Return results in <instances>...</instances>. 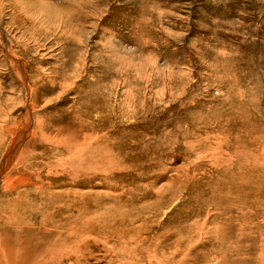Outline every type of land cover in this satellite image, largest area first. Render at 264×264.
Returning a JSON list of instances; mask_svg holds the SVG:
<instances>
[{
  "label": "rangeland",
  "instance_id": "1",
  "mask_svg": "<svg viewBox=\"0 0 264 264\" xmlns=\"http://www.w3.org/2000/svg\"><path fill=\"white\" fill-rule=\"evenodd\" d=\"M262 240L264 0H0L1 264H263Z\"/></svg>",
  "mask_w": 264,
  "mask_h": 264
},
{
  "label": "bare ground",
  "instance_id": "2",
  "mask_svg": "<svg viewBox=\"0 0 264 264\" xmlns=\"http://www.w3.org/2000/svg\"><path fill=\"white\" fill-rule=\"evenodd\" d=\"M78 13H79V12H78ZM187 120H188V119H187ZM214 124H215V123H214ZM99 127H100V126H99ZM81 129H82V128H81ZM97 129H98V127H97ZM84 130H85V129H84ZM88 131H89V130H88ZM81 132H82V131H81ZM83 132H84V131H83ZM91 132H92V131H91ZM84 133H85V132H84ZM94 133H95V131H94ZM85 134H86V133H85ZM87 134H88V133H87ZM89 134H90V133H89ZM90 135H91V134H90ZM100 135H101V134H100ZM79 136H80V134H79ZM83 136H84V135H83ZM93 136H94V135H93ZM96 136H97V135H96ZM91 137H92V136H91ZM93 139H94V138H93ZM102 139H103V138H102ZM53 140H54V139H53ZM60 140H61V139H60ZM76 140H77V138H76ZM84 140H85V139H84ZM65 141H67V140H65ZM89 141H90V139H89ZM91 141H92V140H91ZM125 141H126V140H125ZM136 141H137V140H136ZM60 142H61V141H60ZM76 142H77V141H76ZM78 142H81V141L78 140ZM84 142H86V141H84ZM142 142H143V141H142ZM228 142H229V141H228ZM70 143H71V142H70ZM94 143L96 144V142H94ZM101 143H102V142H101ZM137 143H138V142H137ZM214 143H216V142H214ZM59 144H60V143H59ZM64 144H65V143H64ZM84 144L86 145L87 143H84ZM127 144H128V143H127ZM131 144H132V143H131ZM14 145H15V144H14ZM65 145H68V143L65 144ZM74 145H75V144H74ZM80 145H81V143H80ZM82 145H83V144H82ZM72 146H73V145H72ZM76 146H77V145H76ZM76 146H75V147H76ZM88 146H89V145H88ZM103 146H104V145H103ZM49 147H50V146H49ZM63 147H65V146H63ZM68 147H69V146H68ZM68 147H66V148H68ZM73 147H74V146H73ZM77 147H78V146H77ZM90 147H91V146H89L88 148L86 147V148H87V151L83 149V150H81V152H79V156H80V158H81L82 161H86L87 156L91 154V153H89V152H92V151H89V148H90ZM96 147H97V146H96ZM98 147H99V146H98ZM107 147H108V146H107ZM92 148H93V147H92ZM188 148H189V147H188ZM14 149H15V148H14ZM70 149H71V148H70ZM73 149H76V148H73ZM73 149H71V150H73ZM103 149H104V147H103ZM108 149H109V148H108ZM108 149H107V150H108ZM114 149H115V148H114ZM12 150H13V149H12ZM54 150H55V149H54ZM61 150H63V149H61ZM61 150H59V151H61ZM66 150H67V149H66ZM78 150H80V149H78ZM78 150H77V151H78ZM101 150H102V149H101ZM115 150H116V149H115ZM94 151H95V150H94ZM99 151H100V150H99ZM99 151H98V152H99ZM140 151H141V150H140ZM95 152H96V151H95ZM98 152H97V153H98ZM100 152H101V151H100ZM109 152H110V151H108L107 154H110ZM144 152H145V151H144ZM53 153H54V152H53ZM73 153H74V151H73ZM76 153H77V152H76ZM88 153H89V154H88ZM101 153H102V152H101ZM117 153H118V152H117ZM117 153H116V154H117ZM141 153H142V152H141ZM145 153H146V152H145ZM68 154H69V153H68ZM71 154H72V153H70V155H71ZM87 154H88V155H87ZM118 154H119V153H118ZM54 155H55V154H54ZM62 155H63V153H62ZM64 155H65V153H64ZM73 155H74V154H73ZM75 155H76V154H75ZM99 155H100V154H99ZM103 155H106V154H103ZM114 155H115V153H114ZM141 155H142V154H141ZM144 155H145V154H144ZM67 156H68V155H67ZM77 156H78V153H77ZM77 156H75V159L78 158ZM101 156H102V154H101ZM110 156H111V154H110ZM116 156H118V155H116ZM198 156H199V155H198ZM76 157H77V158H76ZM90 157L92 158L93 156L91 155ZM219 157H220V156H218V158H219ZM61 158H62V157H61ZM72 158H73V157H72ZM91 158H90V159H91ZM95 158H96V156H95ZM97 158H98V157H97ZM97 158H96V159H97ZM104 158H105V157H104ZM110 158H111V157H110ZM130 158H131V157H130ZM141 158H142V157H141ZM92 159H93V158H92ZM99 159H100V158H98V160H99ZM101 159H102V158H101ZM108 159H109V158H108ZM225 159H226V158H225ZM62 160H63V159H62ZM62 160H60V161L62 162ZM64 160H65V159H64ZM66 160H67V159H66ZM102 160H103V159H102ZM106 160H107V159H105V161H106ZM126 160H127V159H126ZM141 160H142V159H141ZM60 161H57V162H60ZM67 161H68V160H67ZM82 161H81V162H82ZM90 161H91V160H88L87 162H89V163L86 162V164H87V166H88L87 168H88V170H89V174L92 175L93 177H94L96 174H98V172H101V171L109 172V171L111 170V168H109V169H110V170H109L107 167H105L106 165H105V166H103V165H98V166L96 167V166L94 165L95 163H91ZM94 161H95V160H94ZM137 161H140V160L137 159ZM70 162H71V161H70ZM106 162H107V161H106ZM119 162H121V161L119 160ZM135 162H136V161H135ZM216 162H217V161H216ZM74 163H75V162H74ZM82 163H83V162H82ZM82 163H81V164H82ZM84 163H85V162H84ZM107 163H108V162H107ZM122 163H123V162H122ZM128 163H129V162H128ZM139 163H140V162H139ZM102 164H103V163H102ZM111 164H112V163H111ZM111 164H108V166H110ZM215 164H216V163H215ZM218 164H220V163H218ZM61 165H62V164H61ZM73 165H74V164H73ZM79 165H80V164H79ZM115 165H116V164H115ZM117 165H118V164H117ZM126 165H127V164H126ZM101 166H102V168H101ZM112 166H114V165H112ZM112 166H110V167H112ZM121 166H123V165H121ZM127 166H130V165L128 164ZM58 167H59V165H58ZM65 167H66V166H65ZM69 167H70V169H71V166H69ZM114 168H115V167H114ZM121 168H122V167H121ZM128 168H129V167H127V169H128ZM131 168H132V167H131ZM68 169H69V168H68ZM70 169H69V170H70ZM115 169H116V168H115ZM115 169H114V170H115ZM122 169H123V168H122ZM134 169H135V168H134ZM66 170H67V169H66ZM88 170H87V171H88ZM117 170H118V169H117ZM117 170H116V171H117ZM120 170H121V169H120ZM120 170H119V171H120ZM32 171H33V170H32ZM50 171H51V170H50ZM70 171H71V170H70ZM74 171H75V170H74ZM77 171H78L79 173H81V172L83 171V169H82V168H78ZM77 171H76V172H77ZM84 171H85V170H84ZM84 171H83V172H84ZM51 172H52V171H51ZM56 172H57V171H56ZM56 172H55V173H56ZM60 172H62V169H61ZM71 172H72V176H73V175H74V174H73L74 172H73V171H71ZM114 172H115V171H114ZM128 172H129V171H128ZM33 173H34V172H33ZM35 173H36V171H35ZM41 173H42V172H41ZM43 173H44V172H43ZM65 173H66V172H65ZM102 173H103V172H102ZM120 173H121V172H120ZM46 174H47V172H46ZM59 174H60V173H59ZM61 175H62V173H61ZM68 175H69V174H68ZM81 175H82V174H81ZM62 176H64V175H62ZM62 176H61V177H62ZM66 176H67V175H66ZM70 176H71V175H70ZM109 176H110V175H109ZM122 176H124V175H122ZM58 177H59V176H58ZM61 177H60V178H61ZM75 177H76V176H75ZM199 177H200V176H199ZM51 178H52V177H51ZM70 178H71V177H70ZM88 178H89V177H88ZM97 178H98V177H97ZM100 178H101V177H100ZM105 178H106V177H105ZM54 179H55V178H54ZM71 179H73V178H71ZM71 179H70V180H71ZM85 179H86V177H85ZM92 179H93V178H92ZM115 179H116V178H115ZM75 180H76V179H75ZM90 180H91V178H90ZM126 180H127V179H126ZM180 180H181V179H180ZM31 181H32V180H31ZM63 181H64V180H63ZM88 182H89V181H88ZM95 182H96V181H95ZM101 182H102V181H101ZM105 182H106V181H105ZM122 182H123V181H122ZM26 183H27V182H26ZM39 183H40V182H39ZM78 183H79V181H78ZM110 183H111V182H110ZM27 184H28V183H27ZM70 184H71V183H70ZM104 184H106V183H104ZM82 185H83V184H82ZM80 186H81V185H80ZM101 186H102V185H101ZM104 186H105V185H104ZM58 187H59V186H58ZM62 187H63V186H62ZM102 187H103V186H102ZM89 188H90V186H89ZM73 189H74V188H73ZM76 189H77V188H76ZM79 189H80V187H79ZM92 189H93V188H92ZM88 190H89V189H88ZM90 190H91V189H90ZM72 191H73V190H72ZM72 191H71V192H72ZM77 191H78V190H77ZM79 191H80V190H79ZM107 191H108V190H107ZM43 192H44V190H43ZM66 192H67V191H66ZM75 192H76V191H75ZM44 193H45V192H44ZM44 193H43V195H44ZM61 193H62V192H61ZM95 193H96V191H95ZM97 193H98V192H97ZM62 194H63V193H62ZM73 194H74V193H73ZM80 194H81V193H80ZM83 194H84V193H83ZM105 194H106V191H105ZM46 195H47V193H46ZM51 195H52V194H51ZM53 195H54V194H53ZM108 195H109V194H108ZM44 196H45V195H44ZM149 196H150V195H149ZM71 197H73V196H71ZM41 198H42V197H41ZM65 198H66V197H65ZM65 198H64V199H65ZM87 198H88V197H87ZM195 198H196V197H195ZM74 199H75V197H74ZM74 199L72 198V200H74ZM130 199H131V198H130ZM46 200H47V199H46ZM62 200H63V199H62ZM69 200H71V199H69ZM72 200H71V201H72ZM50 201H51V200H50ZM65 202H66V201H65ZM95 202H96V201H95ZM58 203H60V202H58ZM78 203H79V202H78ZM97 203H98V202H97ZM102 203H103V202H102ZM107 203H108V202H107ZM69 204H70V203H69ZM69 204H68V205H69ZM82 204H83V203H82ZM88 204H89V203H88ZM88 204H87V205H88ZM92 204H94V203L92 202ZM98 204H99V203H98ZM59 205H60V204H59ZM59 205H58V206H59ZM61 205H62V204H61ZM94 205H95V204H94ZM100 205H101V204H100ZM109 205H110V204H109ZM82 206H83V205H82ZM85 206H86V205H85ZM102 206H103V205H102ZM56 207H57V206H56ZM60 207H61V206H60ZM66 207H67V205H65V208H66ZM90 207H91V206H90ZM109 207H110V206H109ZM74 208H75V207H74ZM82 208H83V207H82ZM91 208H92V207H91ZM94 208L96 209V205H95ZM116 208H117V207H115V209H116ZM233 208H234V207H233ZM56 209H57V208H56ZM67 209H68V208H67ZM86 209H87V208H86ZM88 209H89V208H88ZM58 210H59V209H58ZM58 210H57V211H58ZM69 210H70V209H69ZM77 210H78V209H77ZM90 210H92V209H90ZM117 210H118V209H117ZM55 211H56V210H55ZM60 211H61V210H60ZM82 211H83V210H82ZM93 211H95V210H93ZM96 211H97V210H96ZM119 211H120V210H119ZM61 212H62V211H61ZM61 212H59V213L61 214ZM66 212H67V211H66ZM78 212H79V211H78ZM87 212L89 213V211H87ZM241 212H242V211H241ZM241 212H240V213H241ZM81 213H82V212H81ZM64 214H65V213H64ZM69 214H70V213H69ZM84 214L87 215L86 213H84ZM89 214H90V213H89ZM66 215H67V213H66ZM97 215H98V214H97ZM97 215H96V216H97ZM74 216H75V215H74ZM79 216H80V215H79ZM83 216H84V215H83ZM93 216H95V214H94ZM84 217H85V216H84ZM86 218H88V217H86ZM90 218H91V217H90ZM94 218H95V217H94ZM72 219H73V218H72ZM82 220H83V219H82ZM139 221H140V220H139ZM143 221H145V220H143ZM55 222H56V221H55ZM61 222H62V221H61ZM80 222H81V221H80ZM141 222H142V221H141ZM71 223H72V222H71ZM93 223H94V222H93ZM97 223H98V222H97ZM135 223H136V222H135ZM60 224H61V223H60ZM60 224H59V225H60ZM77 224H79V223H77ZM84 224H85V223H84ZM126 224H127V223H126ZM72 225H73V224H72ZM57 226H58V225H57ZM60 226H61V225H60ZM87 226H88V224H87ZM87 226H86V227H87ZM61 227H62V226H61ZM82 227H83V226H82ZM31 228H32V227H31ZM83 228H84V227H83ZM88 228H89V227H88ZM93 228H94V226H93ZM244 228H245V227H244ZM85 229H86V228H85ZM142 229H143V228H142ZM41 230H42V229H41ZM64 230H65V229H64ZM244 230H245V229H244ZM50 231H51V230H50ZM57 231H60V230H57ZM93 231H95V230H93ZM241 231H242V230H241ZM41 232H43V231H41ZM83 232H84V230H83ZM31 233H32V232H31ZM50 233H52V232H50ZM54 233H55V232H54ZM54 233H52V237L54 236ZM70 234H71V237H73V238L81 236V233H79V232H77V231H71ZM259 234H260V233H259ZM259 234H258V235H259ZM2 235H3V234H2ZM2 235H1V236H2ZM245 235H246V233H245ZM47 236H48V235H47ZM7 237H8V236H7ZM27 237H28V236H27ZM254 237H255V236H254ZM258 237H259V236H258ZM242 238H243V237H242ZM247 238H248V236H247ZM256 238H257V237H256ZM260 238H261V237H260ZM1 239H2V241L4 240L3 238H1ZM49 239H50V237H49ZM80 239H81V237H80ZM231 239H232V238L230 237L229 240H231ZM243 239H246V238H243ZM261 239H262V238H261ZM52 240H53V239H52ZM250 240H251V238H250ZM253 240H254V239H253ZM5 241H6V240H4V242H5ZM30 241H31V240H30ZM33 241H34V240H33ZM49 241H50V240H49ZM49 241L47 242V243H48L47 246H49ZM233 241H235V240H233ZM262 241H264V240H262ZM77 242H78V239H77ZM229 242H231V241H229ZM236 242H237V241H236ZM236 242H235V243H236ZM250 242H251V241H250ZM24 243H25V242H24ZM32 243H33V242H32ZM45 243H46V242H45ZM45 243H44V244H45ZM50 243H51V242H50ZM78 243H79V242H78ZM232 243H233V242H232ZM248 243H249V242H248ZM252 243H253V241H252ZM26 244H27V243H26ZM253 244H254V243H253ZM0 245H1V244H0ZM7 245H8V244H7ZM20 245H21V244H20ZM236 245H237V244H236ZM4 246H5V245H4ZM4 246H3V247H4ZM28 246H29V245H28ZM71 246H72V245H71ZM168 246H169V244H168ZM173 246H174V245H173ZM231 246H232V245H231ZM244 246H245V245H243V247H244ZM252 246H253V245H252ZM262 246H263V245H262ZM3 247H2V249H3ZM53 247H54V246H53V243H52L51 246H50L48 249H49V250H53ZM232 247H233V246H232ZM237 247H238V245H237ZM239 247L242 248V246H239ZM246 247H247V246H246ZM36 248H37V247H36ZM54 248H55V247H54ZM73 248H74V247H73ZM78 248H79V247H78ZM173 248H175V247H173ZM173 248H170V249H173ZM222 248H223V247H222ZM230 248H231V247H230ZM244 248H245V247H244ZM249 248H250V247H249ZM5 249H6V248H5ZM23 249H24V248H23ZM66 249H67V244H66V243H64V242H60V244H58V250H59L60 252H65ZM71 249H72V248H71ZM226 249H228V248L226 247ZM235 249H236V248H235ZM238 249H239V248H238ZM6 250H7V249H6ZM46 250H47V249H46ZM222 250H224V249H222ZM231 250H232V249H231ZM242 250H243V249H242ZM244 250H245V249H244ZM160 251H161V250H160ZM177 251H178V250H177ZM225 251H226V250H225ZM235 251L237 252V250H234V252H235ZM252 251H253V253H254L255 250H252ZM252 251H251V252H252ZM256 251H258L257 248H256ZM262 251H263V250H262ZM5 252H9V251H5ZM50 252H51V251L48 252V250H47V252H46L47 260H46V261H43V260H42V262H40V263L52 264L51 262H53L54 260H53V258L50 256V254H51ZM77 252H78V250H77ZM174 252H175V251H174ZM222 252H224V251H221V253H222ZM243 252H244V251H243ZM247 252H248V251H247ZM9 253H10V252H9ZM9 253H8V255L5 254L6 256H4L5 264H11V260H10V258L7 257V256H9ZM44 253H45V251H44ZM49 253H50V254H49ZM67 253H68V252H67ZM71 253H72V252H71ZM255 253H256V252H255ZM260 253H261V252H260ZM3 254H4V251H3ZM54 254H55V252L53 253V255H54ZM58 254H59V253H58ZM72 254H73V253H72ZM222 254H223V253H222ZM234 254H235V253H234ZM243 254H244V253H243ZM248 254H250V253H248ZM256 254H257V253H256ZM55 255H56V254H55ZM64 255H65V253H63V254H59V258L56 259V261H55L56 264H60L62 258H64ZM66 255H67V254H66ZM171 255H172V254H171ZM171 255H169V256L171 257ZM244 255H245V254H244ZM246 255H247V254H246ZM251 255H252V254H251ZM251 255H249L250 258H251ZM174 256H175V255H173V257H174ZM232 256H235V255H232ZM240 256H241V254H240ZM253 256H254V254L252 255L251 261L253 260ZM255 256H256V255H255ZM260 256H261V255H260ZM263 256H264V255H263ZM56 257H57V256H56ZM56 257H55V258H56ZM66 257H67V256H66ZM68 257H69V256H68ZM210 257H211V256H210ZM212 257H213V256H212ZM215 257H216V256H215ZM236 257H237V256H236ZM236 257H233V258L235 259ZM242 257H243V255H242ZM69 258H70V257H69ZM154 258H155V257H154ZM204 258H205V257H204ZM208 258H209V257H208ZM217 258H218V257H217ZM220 258H221V257H220ZM262 258H264V257H262ZM262 258H261V259H262ZM66 259H68V258H66ZM155 259H156V258H155ZM158 259H159V258H158ZM172 259H174V258H172ZM172 259H171V260H172ZM210 259H211V258H210ZM210 259H209V261H210ZM214 259H215V258H214ZM214 259H213V261H215ZM230 259H231V257H230ZM238 259H239V258H238ZM240 259L242 260V258H240ZM240 259H239V260H240ZM246 259H247V258H246ZM246 259H245V260H246ZM2 260H3V257H2ZM151 260H152V259H151ZM217 260H218V259H217ZM223 260L225 261V259H223ZM223 260H222V262H223ZM231 260H232V259H231ZM239 260H238V261H239ZM241 260H240V261H241ZM247 260H249V258H248ZM247 260H246V261H247ZM4 261H3V262H4ZM164 261H165V260H164ZM166 261H167V260H166ZM232 261H233V260H232ZM234 261H235V260H234ZM243 261H244V260H243ZM249 261H250V260H249ZM249 261H248V262H249ZM255 261H257V259H254V263H255ZM1 262H2V261H1ZM55 262H54V263H55ZM70 262H71V261H70ZM159 262H160V261H158V263H159ZM206 262H207V261H206ZM206 262H204V263H206ZM218 262H219V260H218ZM230 262H231V261H230ZM235 262H236V261H235ZM241 262H242V261H241ZM241 262H240V263H241ZM248 262H244V263L247 264ZM252 262H253V261H252ZM260 262H261V261H260ZM54 263H53V264H54ZM166 263H168V261H167ZM175 263H176V261H175ZM223 263H224V262H223ZM228 263H229V262H228ZM237 263H239V262H237ZM242 263H243V262H242ZM242 263H241V264H242ZM256 263H257V262H256ZM0 264H1V263H0ZM69 264H71V263H69ZM72 264H73V263H72ZM169 264H170V263H169ZM215 264H216V263H215ZM219 264H220V263H219ZM233 264H236V263H233ZM249 264H250V262H249ZM252 264H253V263H252ZM263 264H264V263H263Z\"/></svg>",
  "mask_w": 264,
  "mask_h": 264
},
{
  "label": "water",
  "instance_id": "3",
  "mask_svg": "<svg viewBox=\"0 0 264 264\" xmlns=\"http://www.w3.org/2000/svg\"><path fill=\"white\" fill-rule=\"evenodd\" d=\"M19 67H20L22 70H24V69H23L24 67H23V62H22V61H21V62L19 61ZM19 127H20V125H19ZM22 127L24 128L23 125H22ZM22 127H21V128H22ZM19 140H20V139H19ZM20 141H22V140H20Z\"/></svg>",
  "mask_w": 264,
  "mask_h": 264
}]
</instances>
